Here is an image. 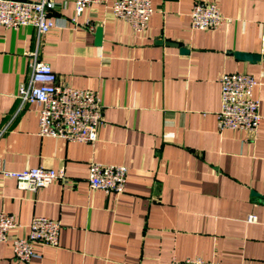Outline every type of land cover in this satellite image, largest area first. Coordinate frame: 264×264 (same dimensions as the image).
Here are the masks:
<instances>
[{
    "label": "crops",
    "instance_id": "crops-1",
    "mask_svg": "<svg viewBox=\"0 0 264 264\" xmlns=\"http://www.w3.org/2000/svg\"><path fill=\"white\" fill-rule=\"evenodd\" d=\"M51 1L47 15L63 27L39 40L32 26H0V166L62 177L32 191L0 174V211L20 224L12 236H25L34 216L58 220L59 242L35 243L41 257L24 262L0 241V264H264V0H204L231 19L209 30L190 27L198 0H151L140 32L113 14V0L79 16L73 0ZM33 51L58 84L97 93L103 122L93 145L42 137L37 105L19 109ZM233 72L258 81L256 136L218 128L219 78ZM91 161L126 165L124 191L91 189Z\"/></svg>",
    "mask_w": 264,
    "mask_h": 264
},
{
    "label": "built area",
    "instance_id": "built-area-1",
    "mask_svg": "<svg viewBox=\"0 0 264 264\" xmlns=\"http://www.w3.org/2000/svg\"><path fill=\"white\" fill-rule=\"evenodd\" d=\"M75 15L82 14L85 7L106 0H73ZM53 6L51 0H0V26L17 29L32 26L37 40L48 31L63 27L59 20L48 17ZM113 14L126 20L135 32L147 28L153 8L151 0H113ZM190 27L194 30L215 29L230 21L218 6L209 1H196L190 10ZM29 54L28 77L17 86L16 97L19 109L26 103L38 107V134L67 141H79L93 145L98 129L103 122L102 105L97 93L90 89H79L57 83L51 65L38 58L37 51ZM220 109L216 114L218 128L240 129L256 136L260 122L259 100L254 96L257 79L242 72L223 73L220 78ZM128 167L126 165L102 164L91 161L88 167V186L105 193L120 194L124 191ZM0 174L12 178L21 188L35 191L49 186L62 174L53 169L30 167L20 171L4 170ZM254 221V216L248 217ZM20 224L14 216L0 211V241H9L13 257L27 262L40 258L33 245L40 243L58 246L61 224L46 216H34L28 224L25 236H12L11 230ZM169 264H220L201 257L178 260L173 257Z\"/></svg>",
    "mask_w": 264,
    "mask_h": 264
},
{
    "label": "water",
    "instance_id": "water-1",
    "mask_svg": "<svg viewBox=\"0 0 264 264\" xmlns=\"http://www.w3.org/2000/svg\"><path fill=\"white\" fill-rule=\"evenodd\" d=\"M96 37L98 39L100 38V29L99 28L96 30ZM181 50L186 51L185 49H181ZM238 56L240 58H247V59H255L256 58V56H254V55H246V54H238Z\"/></svg>",
    "mask_w": 264,
    "mask_h": 264
}]
</instances>
